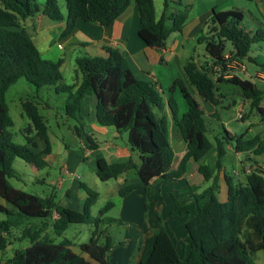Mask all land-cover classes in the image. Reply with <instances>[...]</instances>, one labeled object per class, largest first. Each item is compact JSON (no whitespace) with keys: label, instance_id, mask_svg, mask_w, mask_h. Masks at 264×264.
I'll return each instance as SVG.
<instances>
[{"label":"trees","instance_id":"16d2710c","mask_svg":"<svg viewBox=\"0 0 264 264\" xmlns=\"http://www.w3.org/2000/svg\"><path fill=\"white\" fill-rule=\"evenodd\" d=\"M67 5V27L64 36L71 34L79 20L100 26H112L129 8L132 2L138 7L140 38L150 47L163 48L171 34L181 32L188 19V12L170 14L172 0H164V11L158 20L154 0H64ZM182 1V0H180ZM38 14L52 21L65 20L59 0H46L44 6L36 0H0V250L13 249L14 240H28L30 246L15 252L7 264H111L110 254L115 249L113 238L101 232L100 218L92 215L99 194L86 184L82 188L88 198L82 212L65 208L56 197L42 198L17 189L11 183L18 178L13 164L16 159L28 162L40 161L52 152V143L47 121L33 102L23 104L30 119L24 130L25 144H17L11 129L14 121L10 116L7 93L20 80L25 79L37 92L45 87L54 88L58 95H66L65 113L79 123L82 101L86 95L96 98L98 121L113 127L119 134L127 132L129 145L140 155L141 165L134 160L126 163H109L104 158L97 161V175L103 182L118 179L121 175L136 171L140 182L120 190L126 198L137 190H146L148 202L145 212L154 198V178L160 181L180 179L188 171L191 162L199 165V172L209 186L201 189L188 184L179 193L190 197L175 201L170 217L174 220L189 216L185 228L187 236L183 250L178 247L163 225L143 245L139 264H254L252 257L264 251V176L253 172L246 183H238L224 171L221 163L226 154L223 139L216 146L208 139L205 113L198 100L190 93L184 80L178 79L170 89L166 100L155 84L138 79L126 59L118 50L107 49L109 57L78 58L76 83H65L61 67L63 61L43 59L31 36L22 27V22ZM244 13L239 9L217 11L214 9L208 31L199 38L205 44L206 53L220 71L227 69L232 60H243L250 56L254 45L264 44V29L247 31L242 25ZM228 44L232 50L227 53ZM229 57H226V55ZM251 60V58H250ZM188 83L193 86L205 102L217 105V84L194 61L185 66ZM239 87L253 110L264 121L262 107L263 91L250 80L234 76L224 81ZM179 90L187 102L188 111L179 118V105L173 94ZM170 108L175 126L187 144V150L176 170H172L176 156L170 142L169 119L166 106ZM80 125V123H79ZM35 138L45 144L44 150L33 152L28 145ZM91 147L97 143L90 137ZM33 144V143H32ZM35 146V143L33 144ZM238 149L254 150L255 155L264 154V137L241 143ZM216 161L204 164L213 154ZM227 188V200L221 201V176ZM109 202L100 212L104 216L111 208ZM58 218L53 219L54 213ZM32 219L40 220L34 224ZM104 221V220H103ZM122 226V222L118 221ZM72 224L96 226L89 243L79 246L64 239L55 243L46 235L52 227L54 235L62 237ZM22 229L19 237L15 232ZM105 235L102 240L99 235Z\"/></svg>","mask_w":264,"mask_h":264},{"label":"crops","instance_id":"0c3cea01","mask_svg":"<svg viewBox=\"0 0 264 264\" xmlns=\"http://www.w3.org/2000/svg\"><path fill=\"white\" fill-rule=\"evenodd\" d=\"M39 1H41L42 6L46 4L45 0ZM154 2L157 19L159 20L164 11V0H154ZM60 4L59 0V5ZM161 5L162 7L160 10ZM213 7L215 6H211L203 15L196 16L192 14V6L186 5L185 0H172L170 14L186 10L188 12V19L184 29L181 32L171 34L163 48L150 47L140 38L139 30L141 21L138 7L134 2L131 3L129 8L112 26H100L79 20L75 30L68 36H64L63 34L67 27V16L64 15L61 7V12L65 17L64 21L55 22L44 14H38L34 18L23 21L22 27L33 39L43 59L53 62L63 61L61 67L62 74L67 67V57L65 53L57 56L54 51L56 39L60 38L58 41V49L62 48L65 44L72 46L75 65L74 67L70 66V69L74 76L72 83L68 85L77 82L76 61L78 58H107L109 57L107 49L110 48L118 50L122 54L138 79L155 84L157 90L164 93L166 100L170 97L169 91L175 81L178 79L184 80L190 93L201 104L205 116L220 123V127L224 130L225 135L222 139L224 141L226 154L221 160L224 171L232 175L236 182L246 183L247 176L253 172H258L264 176V154L255 155L254 150L240 151L238 147L241 143L243 145V143L249 142L257 136L264 137V121L256 110L254 111L251 109L250 101L244 98L242 90L239 87L227 82H219V78L222 77L224 81H227L234 76H238L242 79L250 80L264 93V49L261 44L254 45L249 57L243 60H232L229 62L227 69L220 72L221 75L218 77V82L222 85L232 86L234 89H229V94H224L222 91H219L217 87V105L203 101L196 89L188 83L185 74V66L190 61H194L200 67L203 59L204 62L213 65L211 58L206 53L205 44L199 42V38L208 31L213 11L216 9ZM260 12L262 13L261 19L264 21V12ZM261 19H257V23H253V25H242L247 31L256 32L264 27V22ZM231 50L232 46L228 44L227 53ZM201 54L204 56L202 59L200 57ZM226 57H229V55L227 54ZM173 96L178 102L180 109L179 118H181L188 111L187 102L179 90H177ZM62 98L61 102L65 113L66 95H62ZM26 102L35 103L38 105L39 109L41 107L48 110L52 109V106L39 95L33 96L31 99H26L24 103ZM96 103V98L92 95H86L82 101L79 115L80 125L78 122L74 121L81 132V136L78 138L75 148H71L70 145L64 141H61V144L56 148L51 142V154L43 157L40 161L28 162L22 159H16L13 167L18 173V178L13 180L20 184L24 182L36 183L45 189L42 198L54 196L59 205L79 212L84 210L88 198L87 192L82 188V184H86L91 189L98 191L96 192L99 194V198L101 195H105L115 202L111 210L116 209L118 206L120 207L121 216L119 218L109 217V213L107 212L108 214L106 213L102 216V223L104 225H109L110 229L114 225H119L118 221L123 223L122 226L133 228L134 225L136 226L135 229L139 231L140 235H138L141 237L138 236L134 238L133 242L136 243L139 238H142L143 240L145 239V244L154 231L160 227L158 214L155 217L152 216L153 211L151 210L149 215H146L145 207L148 202L146 190H137L126 198H121L119 195L123 187L140 182L138 173L136 171H131L121 175L118 179L106 183L101 181L97 175V161L101 158H104L112 164L126 163L132 159L139 167L141 165L140 155L135 150L132 151L133 148L128 142L124 143L123 135H120L115 128L106 127L99 123L96 113ZM262 107H264V94ZM218 108L228 111L227 115L219 113ZM165 111L169 119L170 142L176 156L172 170H176L187 150V144L175 126L168 105ZM250 113L252 114L251 117L247 118ZM65 116L67 117L66 113ZM67 118L69 119V117ZM235 122L243 123V125L238 127L234 125ZM212 126L215 125L212 124ZM208 131V133H211L209 126ZM72 136L76 138L75 133H73ZM90 137L97 143L98 146L96 148L91 147V142H89ZM109 137H112L113 140H109ZM119 138H122L123 144L118 142ZM217 139L220 138L218 137ZM32 143H35V146ZM32 143L29 144L28 147L33 152H40L45 148L44 142L39 138H35ZM215 161L216 155L214 153L213 156L204 161V164H213ZM29 176L32 178H29ZM33 178L35 181H33ZM202 178L203 176L199 172V165L194 162L188 165L187 173L180 179L160 181L158 178H154L151 182L154 186V198L150 206L152 204L155 205L157 208L155 213H159L158 204H160V201L158 199L162 198L164 195V192L160 190L162 184H166L169 181H177L184 183V186L177 187L176 190H181L188 184L197 185L202 189L205 183H201L205 181ZM195 181H199L200 184L195 183ZM102 190L106 193H101ZM108 191L109 193H107ZM225 193H227V188L224 184L222 175L220 195H223V198H225ZM182 195L184 198L191 196V194H187L186 196L185 194ZM133 196H139V202H137V204H135L132 199ZM118 198L119 201H116ZM226 200L227 195L226 198L221 201ZM125 211L126 215L124 214ZM56 218H58V214L55 212L53 219ZM185 218V216L181 218L184 220V225H186V222L189 220V216L187 219ZM169 221L171 222L172 220L168 218V224ZM164 223L178 247L177 242H179V240L173 235L174 232L169 230L166 225L167 223ZM99 230L102 231L101 227H99ZM108 235L112 236L110 233H108ZM186 236L187 233H184L180 240L183 242L182 244H185ZM112 238L114 237L112 236ZM1 254L2 251L0 250V255Z\"/></svg>","mask_w":264,"mask_h":264},{"label":"rangeland","instance_id":"374dc122","mask_svg":"<svg viewBox=\"0 0 264 264\" xmlns=\"http://www.w3.org/2000/svg\"><path fill=\"white\" fill-rule=\"evenodd\" d=\"M36 1L41 5V1L39 0H36ZM185 1H186V5L192 6L193 8L192 14L196 16L203 15L204 12H206V10L209 9L213 5L215 6L213 8H216L217 11H227V10L239 9L243 11L245 15V20L243 22L244 25H248V24L253 25V23L254 24L257 23V19H261V16H262V13L260 11L264 12V0H185ZM60 3H61L60 7L62 8L64 15L68 16L66 2L64 0H60ZM161 7L162 5L160 6V10H161ZM40 39H41V36H40ZM59 39L60 38L56 39V43H55L56 45H55L54 51L56 52L57 56H60L63 53H65L67 57L66 58L67 67L65 68L64 73H63L64 78H65L64 80L67 84H71L73 81L74 74L72 70L70 69V66L74 67L75 65V62L73 59L74 52L72 50V46H69L66 44L63 45L62 47L63 50L62 48L58 49ZM261 45L263 46V49H264V44H261ZM70 57H71V60H70ZM200 57L202 59V57L204 56L201 54ZM201 63H202L200 66L201 69L205 70L213 78V80L217 84L219 91H222V93L226 94L228 93L229 89H234L232 86L222 85L218 82V77H220L221 71L219 69L216 70L214 65H210L208 62H204V59L202 60ZM37 95H39L44 101L48 102L52 106V109H50L51 111L48 109H44L42 107L40 108V113L43 115V117L47 121V126L49 128L51 142L55 145L56 148L58 145L61 144V141H64L65 143L70 145L71 148H75L76 138H74L72 135L73 133H75V127H77V125H75L73 119L71 118L68 119L65 116V113L63 111V104L61 102L63 99L62 95L56 94L53 91V88L51 87H45L39 92H36V89L30 86L29 83L25 79L20 80L19 83L13 86L7 93V102H8V106L10 109V116L12 117L14 121V127L11 129V132L14 135L15 143L25 144L26 142L24 130L30 125L31 121L23 109V103L25 102L26 99H31L33 98V96H37ZM218 111L219 113H222L224 115H227L228 113V111L222 110L221 108H218ZM251 115L252 114L250 113V115L247 118H250ZM206 120H207V125L209 126L210 132H211L207 134V137L213 143V145L216 146V139L218 137L220 139L223 138V136L225 135L224 130L222 129V127H220L221 124L218 123L217 121L215 120L213 121L208 117H206ZM212 124H214L215 126H212ZM234 125L241 127L243 123L235 122ZM120 135H123L124 143H127L128 142L127 132H122ZM109 140L112 141L113 138L109 137ZM118 142L123 144L122 138H119ZM27 173H30V172H27ZM29 178H32V177L29 176ZM202 179L204 180V178ZM33 181H35L34 178H33ZM204 182L205 181H202L201 183L203 184ZM11 183L13 184L15 188L28 192L30 194L36 195V196L42 197L44 190H45L43 189L44 187H41L37 185L36 183L33 184L30 182H24L23 184H20L13 179L11 180ZM195 183L200 184L199 181H195ZM180 186H184V183L177 182V181L176 182L169 181L166 184H162L160 186V190L164 192V195L162 198L158 199L160 201V204H158L159 213H155L157 208L155 205L152 204L147 212V216L149 215V212H151L152 210L153 211L152 216L155 217L158 214V218L160 217L161 219L164 218L162 220L164 226H165L164 222L167 223L168 218L172 220L171 222L169 221V224L167 223L166 225L169 228V230L174 232L173 235L176 236V238L179 240L177 244H178V250L181 252L183 250L184 244H182L183 242H181L180 240L182 236L184 235V233H187L185 225H184V220L183 219L174 220L173 218L170 217V212L174 209V206H175V201L170 196V194H173L179 198H184V196L181 193H178L183 188L181 190L179 189L176 190V188ZM208 186H209V183L205 182L203 184L202 190L207 188ZM94 191H97V190H94ZM101 193H106V192L102 190ZM107 193H109V191ZM226 195L227 193H225V198H226ZM225 198H223V195H220L221 200ZM132 199L134 200L135 204L139 202L138 201L139 196H133ZM116 201H119V198ZM109 202L115 203L114 201H112L111 198H108L105 195H101L98 202L92 209L93 217L102 219V216H100V212L106 207V205ZM108 213H109V217L119 218L121 216L120 207L118 206L116 209H112V210L110 209ZM124 214L126 215V211L124 212ZM185 217H186L185 219H187L188 216H185ZM5 218L6 216L4 214H0V220H4ZM32 222L34 224H40L41 221L32 219ZM159 226H160V220H159ZM25 227L26 225H24L20 230H17L15 232L16 237L20 236V234L22 233V229H24ZM99 227H101V230L107 233V235L108 233H110L114 237L113 244L115 246V249L110 254L111 264H139V260L142 256L141 248L144 245L145 239L143 240L142 238H139L136 243L133 242V239L137 238L140 235L139 231L135 229L136 226L133 225V228H131L129 226L114 225L110 229L109 225H104L102 222H99ZM49 228L50 229L47 230L46 235L49 238L50 237L54 238L55 243H60L65 238L69 239L73 241L74 243L73 249L76 252L80 253L79 246L81 244H87L90 242L93 232L96 229V226H91L89 224H72L69 226V228L66 230V232L64 233L62 237L55 236L52 230V227H49ZM104 236H105L104 234L99 235V237H101L102 240H105L103 239ZM29 246H30V242L28 240L21 241V242L14 240L13 249L12 247H10L8 251L2 252V254L0 255V264H7L8 261L13 258L16 251L24 250ZM252 259H253L254 264H264V251H259L252 257Z\"/></svg>","mask_w":264,"mask_h":264},{"label":"water","instance_id":"95a60500","mask_svg":"<svg viewBox=\"0 0 264 264\" xmlns=\"http://www.w3.org/2000/svg\"><path fill=\"white\" fill-rule=\"evenodd\" d=\"M75 133H76V140H75V142H76V144H75V146H77V140H78V138H80V136H81V132H80V129L78 128V127H75ZM134 149H132V151H133Z\"/></svg>","mask_w":264,"mask_h":264},{"label":"built area","instance_id":"2783aa9c","mask_svg":"<svg viewBox=\"0 0 264 264\" xmlns=\"http://www.w3.org/2000/svg\"><path fill=\"white\" fill-rule=\"evenodd\" d=\"M242 117V116H241Z\"/></svg>","mask_w":264,"mask_h":264}]
</instances>
